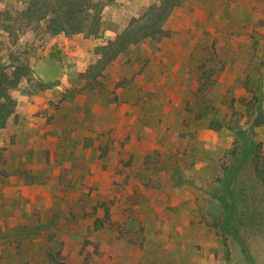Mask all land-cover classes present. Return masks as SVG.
I'll list each match as a JSON object with an SVG mask.
<instances>
[{
    "label": "rangeland",
    "instance_id": "obj_1",
    "mask_svg": "<svg viewBox=\"0 0 264 264\" xmlns=\"http://www.w3.org/2000/svg\"><path fill=\"white\" fill-rule=\"evenodd\" d=\"M156 1L117 0L98 37H0V65L31 69L0 131V264H230L264 230V0H185L167 37L102 60Z\"/></svg>",
    "mask_w": 264,
    "mask_h": 264
},
{
    "label": "trees",
    "instance_id": "obj_2",
    "mask_svg": "<svg viewBox=\"0 0 264 264\" xmlns=\"http://www.w3.org/2000/svg\"><path fill=\"white\" fill-rule=\"evenodd\" d=\"M185 0H157L131 19L114 39L100 47L99 53L107 64L121 53L150 40L168 36L166 23ZM117 0H20L19 5L6 3L0 11V37L11 46L33 29L41 36L98 37L102 33L104 11ZM5 44V41H2ZM9 51L10 46L6 45ZM31 72L28 62L9 52L7 63L0 65V131L17 119V103L11 91ZM252 164L256 176L264 184V150L259 143L253 150ZM95 229L111 225L108 207L103 217L94 221ZM60 251L47 250V264H64Z\"/></svg>",
    "mask_w": 264,
    "mask_h": 264
},
{
    "label": "crops",
    "instance_id": "obj_3",
    "mask_svg": "<svg viewBox=\"0 0 264 264\" xmlns=\"http://www.w3.org/2000/svg\"><path fill=\"white\" fill-rule=\"evenodd\" d=\"M241 240L244 247L241 254L230 248V264L233 261L240 264H264V230L252 228Z\"/></svg>",
    "mask_w": 264,
    "mask_h": 264
}]
</instances>
